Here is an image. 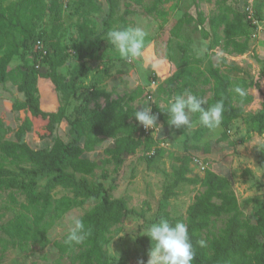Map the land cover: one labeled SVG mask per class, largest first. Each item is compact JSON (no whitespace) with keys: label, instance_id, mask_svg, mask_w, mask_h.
I'll list each match as a JSON object with an SVG mask.
<instances>
[{"label":"rangeland","instance_id":"1","mask_svg":"<svg viewBox=\"0 0 264 264\" xmlns=\"http://www.w3.org/2000/svg\"><path fill=\"white\" fill-rule=\"evenodd\" d=\"M254 1L255 10L258 11L254 12V18L259 29L249 41V52L231 58L224 57L220 47L212 46L213 31L209 20L223 9L229 10L230 16L245 11L248 0H177L159 6L155 12H149L154 0H140L139 3L136 0H114L111 17H108L105 0L45 1L47 8L53 7V11L44 16L36 32L46 40L51 55L39 69L34 67L32 57L25 56L28 90L43 111L57 112L62 107L66 119L73 120L80 114L76 110L81 113L92 112L104 108L112 100L123 98L127 101L128 97H133L132 104L139 107L147 106L150 101L164 107L178 93L175 84L161 88L173 76L166 78L171 69L161 64L160 56L166 52L175 62L172 73L182 70L183 66L179 64L185 56V61L191 66V83L182 88L183 92L192 91L206 102L205 107L209 105L211 86L203 83L202 73L210 61L231 78L234 105L243 109L241 118L227 129L221 126L215 133L197 126L187 129L185 134L171 135L158 126L157 131L149 136L148 145L138 149L135 155L126 157L120 167L110 162L104 153L105 149L112 146L113 140L106 138L98 141L94 136L90 137L93 146L85 151V157L95 161L98 168L91 176L76 175L77 180L85 178L93 190L101 186L112 198L124 200L132 211L118 226L119 232L111 235L106 246L112 261L138 264L142 259L146 264L149 251L138 246L137 238L145 237L143 231L147 225L160 216L171 221L185 222L188 207L195 196L203 191L200 184L204 173L202 167L230 181L247 220L251 221L257 209L263 206L264 152L261 148L264 145V134L251 132L249 125L250 116L261 110L264 101V0ZM199 13L203 16L202 24L198 21ZM181 18L186 21L178 25L177 21ZM118 26L141 27L146 31L145 49L141 58L125 63L111 50L104 38L109 29ZM172 33L177 35L173 36ZM204 36L209 38L205 39ZM94 44L101 48V58L98 57L99 52L94 50ZM172 44H178L179 51ZM53 47L59 48L62 55L67 56L62 66L53 63ZM81 56L85 57L89 65V72L79 85L104 92L101 97L86 103L82 102L79 90L76 89L75 93L70 91L72 75ZM223 59H226V64ZM19 61L16 58L7 67L6 76L9 79ZM178 65L179 69L176 70ZM153 76L158 82L156 91L149 87ZM19 83L9 80L6 84H0V142L13 136L23 119V112L12 109L14 103L24 100L23 94L16 88ZM236 86L245 90L243 97L234 92ZM151 92L153 100L147 99ZM197 118L193 116V120ZM67 120L55 131V135L64 141H68L69 137ZM223 132L226 138H223ZM22 142L32 150H40L48 146L51 139L36 141L34 131H30L23 135ZM180 158H187V177L195 180V183H176L175 172L180 167ZM193 158L198 163H194ZM21 167L29 166L22 164ZM8 168L18 171L15 166ZM45 182L46 179H40L33 192L42 190ZM10 193L0 192V224L12 219L19 211V207L10 202ZM63 195L70 194L62 188L54 191L55 198ZM13 196L19 203L25 201L24 196L18 192ZM100 201L101 196L89 198L84 205L67 212L48 231L46 236L49 244L46 247L35 246L27 252L9 249L0 264H69L67 258L60 257L53 243L67 235L73 217L80 218ZM224 225L225 220L218 221L215 233Z\"/></svg>","mask_w":264,"mask_h":264},{"label":"trees","instance_id":"2","mask_svg":"<svg viewBox=\"0 0 264 264\" xmlns=\"http://www.w3.org/2000/svg\"><path fill=\"white\" fill-rule=\"evenodd\" d=\"M45 1L0 0V84H6L9 80L19 81L16 88L24 97L23 101L12 106L13 111L23 112V119L13 136L0 142V192L10 191V202L19 207L12 219L0 224V261L9 249L27 252L35 246L46 247L49 244L46 235L58 220L72 209L84 205L87 199L101 196V201L80 217L91 232L85 242L69 247L64 243L65 235L53 245L61 258L70 261L69 264H127L112 261L106 246L111 235L119 232L118 226L132 211L124 200L112 198L101 186L93 190L85 178L77 180L76 175L91 176L98 168L95 161L85 157V151L93 146L91 136L98 141L106 138L113 140L112 146L105 149L104 153L117 167L123 164L126 157L135 155L138 149L147 146L151 137L144 136L142 125L132 116L139 107L132 104L133 97H128L127 101L117 98L108 102L104 108L92 112L81 113L76 110L80 114L73 120L66 119L62 107L57 112H45L40 108L28 90L25 56L32 57L34 67L39 65L40 68L51 55L46 40L36 32L44 16L53 11V7L47 8ZM176 1L154 0L149 12H155L159 6ZM139 2L136 0V3ZM105 3L109 10L108 17H111L114 0H105ZM184 21L179 19L177 24L181 25ZM198 21L200 24L203 22L201 13L198 14ZM209 24L213 31V47H220L229 56H242L249 52V41L257 32V27L247 19L245 11L230 16L229 10H220L219 14L209 20ZM37 41L43 42L47 48V55L43 58L36 48ZM51 50L55 56L54 65L62 66L67 56L62 55V50L57 47ZM94 50L99 52L98 57L101 58L99 45L94 44ZM16 58L20 61L9 79L6 76L7 67ZM185 59L186 56L180 64L182 70L173 73L161 88L175 84L177 94L183 93L182 88L191 83V66ZM223 63L226 64V61L223 60ZM88 72L89 65L85 57L81 56L72 75L70 91L75 93L76 89L79 90L83 103L104 95L102 90H89L79 85ZM203 74V83L211 86L209 105L217 100L224 102L221 126L227 129L243 115V109L234 105L231 78L210 61ZM152 79L156 80L155 76ZM159 108L163 107L154 104L153 112L158 114L157 123L162 125L164 131L171 135L186 133L187 128H171L166 113L160 112ZM65 120L69 127L68 141L55 135L57 127ZM249 125L251 132L264 134V101L261 110L250 116ZM30 131H34L36 141L51 139V142L45 148L32 150L22 142L23 135ZM222 134L226 138L225 132ZM261 150L264 152V145ZM186 159H178L181 164L175 172L176 183L196 182L187 177L189 170ZM103 161L108 163L107 160ZM22 164L29 167H21ZM9 166H15L18 171L9 169ZM40 179H46L42 190L33 192ZM200 184L203 191L195 196L188 207L185 220L195 250L193 264H264V204L250 221L241 211L227 178L206 169ZM57 188L68 191L70 195L55 198L54 191ZM15 192L23 195L25 201L19 203L13 196ZM220 220H225V225L215 233L216 223ZM200 240L206 241L205 247L199 246ZM136 243L146 251L151 248L147 236L137 238Z\"/></svg>","mask_w":264,"mask_h":264},{"label":"clouds","instance_id":"3","mask_svg":"<svg viewBox=\"0 0 264 264\" xmlns=\"http://www.w3.org/2000/svg\"><path fill=\"white\" fill-rule=\"evenodd\" d=\"M147 33L141 27L118 26L106 32L105 40L110 44L120 60L133 62L144 54ZM109 51V50H108ZM234 92L241 97L245 90L240 86L234 88ZM206 102L197 95L185 90L170 98L160 112L166 113L167 123L171 128L192 129L200 126L215 133L221 128L225 106L223 100H217L205 108ZM132 116L145 129L153 131L162 125L157 123L158 114L152 111L150 104L137 107ZM193 116H198L193 120ZM91 234L81 218L73 217L68 229L64 243L72 247L83 244ZM151 241L146 264H193L195 250L189 235L188 225L182 220L172 222L170 219L160 216L150 222L143 231ZM200 247L206 246V241H198ZM138 264H145L141 259Z\"/></svg>","mask_w":264,"mask_h":264},{"label":"built area","instance_id":"4","mask_svg":"<svg viewBox=\"0 0 264 264\" xmlns=\"http://www.w3.org/2000/svg\"><path fill=\"white\" fill-rule=\"evenodd\" d=\"M255 1L254 0H248L247 2V6L245 8V12L247 14V19L251 21L252 24L258 25V22L257 20L254 18V12H255ZM257 29H259V27H257ZM36 48L38 50V52L41 54V58L45 57L47 55V48L45 47L44 43L41 42V41H37L36 42ZM36 68L38 69L39 68V65H36ZM149 87H151L152 89H154L156 91L157 87H158V82L157 80L155 79H151L150 81V84H149ZM149 95L147 96V99L149 100H153L152 99V94L153 92L151 93H148ZM148 100V101H149ZM149 103H152L151 101ZM151 108H152V111H153V106H154V103L150 104ZM141 130L144 134V136H150L152 135V133H155L157 131V129H155L154 131L152 129H145L143 126L141 127ZM193 161L194 163H198V160L194 159L193 158ZM199 164H201L199 162ZM203 171L205 169V167H202Z\"/></svg>","mask_w":264,"mask_h":264},{"label":"crops","instance_id":"5","mask_svg":"<svg viewBox=\"0 0 264 264\" xmlns=\"http://www.w3.org/2000/svg\"><path fill=\"white\" fill-rule=\"evenodd\" d=\"M182 19V18H181ZM196 20H197V18H195ZM177 34H173V36H176ZM165 37H166V35H164ZM166 39L168 40L169 38H167L166 37ZM172 47L176 50V51H179L178 50V48H179V46H178V44H172ZM178 47V48H177ZM165 49H166V47H165ZM191 49H192V47H191ZM222 54H223V56L224 57H226V58H231L229 55H227V54H225V53H223V52H221ZM161 54V53H160ZM160 60L162 61V65H167L168 66V68L169 69H171L170 70V75H168V76H166V78H168V77H170L173 73L172 72H174V70L172 71V67L175 65V62H174V60L172 59V57L170 56V54H168V52H166V54L165 53H162V55L160 56ZM223 60H225L226 61V59H223ZM177 62H179V59H178V61ZM180 64H181V62H180ZM179 64V65H180ZM179 65H178V68L176 69V70H178L179 69ZM181 80V79H180ZM179 80V81H180Z\"/></svg>","mask_w":264,"mask_h":264}]
</instances>
